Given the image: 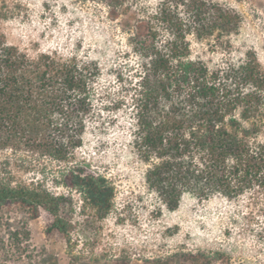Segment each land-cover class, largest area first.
Returning a JSON list of instances; mask_svg holds the SVG:
<instances>
[{
  "label": "trees",
  "instance_id": "1",
  "mask_svg": "<svg viewBox=\"0 0 264 264\" xmlns=\"http://www.w3.org/2000/svg\"><path fill=\"white\" fill-rule=\"evenodd\" d=\"M112 17L123 0H105ZM131 101L133 144L149 166L146 180L171 207L185 193L234 198L264 190V68L253 53L241 62L210 67L192 58L189 35L223 38L239 29L234 8L213 0H161L154 14L135 18ZM97 62L55 51L31 55L0 33V212L18 206L31 218L40 208L60 214L63 195L42 183L14 180L8 151H33L57 163L53 180L81 192L103 216L112 208L114 186L78 161ZM1 157V156H0Z\"/></svg>",
  "mask_w": 264,
  "mask_h": 264
},
{
  "label": "rangeland",
  "instance_id": "2",
  "mask_svg": "<svg viewBox=\"0 0 264 264\" xmlns=\"http://www.w3.org/2000/svg\"><path fill=\"white\" fill-rule=\"evenodd\" d=\"M161 0H123L114 18L105 0H0L4 40L36 55L55 51L95 61L93 85L78 161L107 177L115 195L103 216L80 191L53 176L61 169L46 155L10 156L14 180L42 183L63 195L60 214L40 208L31 218L18 206L0 212V264H264V190L258 186L228 198L185 193L169 206L146 180L148 164L133 144L135 18L155 13ZM237 10L240 26L223 38L189 35L191 56L210 67L238 63L253 53L264 68V0H213ZM6 154L0 155L5 158Z\"/></svg>",
  "mask_w": 264,
  "mask_h": 264
}]
</instances>
